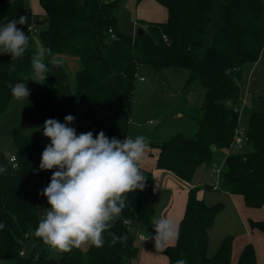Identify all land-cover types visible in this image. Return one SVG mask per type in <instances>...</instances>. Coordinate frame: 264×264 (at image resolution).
<instances>
[{"label":"trees","instance_id":"16d2710c","mask_svg":"<svg viewBox=\"0 0 264 264\" xmlns=\"http://www.w3.org/2000/svg\"><path fill=\"white\" fill-rule=\"evenodd\" d=\"M155 1L167 9V19L148 22L141 34H129L119 28L121 0H40L47 18L40 31L43 47L79 60L73 92L62 64L52 67L46 62L51 69L46 81H32L31 60L37 50L31 26L37 28L36 18L26 0H0V27L27 16V24H17V28L29 36L21 58L12 60L10 54H0V114L14 98L8 85L25 83L30 95L24 100L22 120L40 128L38 135L14 132L16 167L10 156L0 151V223L5 224L0 229V261L136 264L141 249L137 229L149 231L153 227L157 196L152 169L140 165L147 179L145 187L126 194V207L109 229L117 236L126 235L125 242L113 245L105 233L103 247L73 248L58 257L34 235L39 217L33 187L47 176V170H39L42 152L50 141L43 135L44 122L52 118L64 123L67 115L76 118L84 103L106 101L120 103L117 114L127 125V113L145 66L186 69L185 88L198 81L205 89L202 105L187 113L196 120V131L192 135L177 131L152 144L159 149L156 166L190 182L200 165L214 163L218 149H231L221 169V188L242 195L250 209L264 206V97L263 109L250 113L243 134L250 148L233 150L241 114V89L236 78L241 77L246 64L259 60L264 48V0ZM70 126L82 129V125ZM198 192V187L189 190L178 241L164 252L169 264L181 258L188 264H233L232 236L225 237L213 255L208 254L209 230L224 203L208 204ZM250 226L264 232V218L250 220ZM22 248L25 255L20 254ZM235 264H257L252 243L244 245Z\"/></svg>","mask_w":264,"mask_h":264},{"label":"clouds","instance_id":"9594fccd","mask_svg":"<svg viewBox=\"0 0 264 264\" xmlns=\"http://www.w3.org/2000/svg\"><path fill=\"white\" fill-rule=\"evenodd\" d=\"M17 24H27V16L0 27V54H10L12 60L21 58L29 43V36L18 29ZM50 53V49L40 48L32 56V81L41 84L46 81L51 69L45 57ZM50 64L57 67L62 61L53 57ZM8 86L15 99L28 100L27 84ZM74 120L72 115H67L64 123L52 118L44 122L43 135L50 144L43 150L39 165V170L55 171L50 183L39 193L46 197L50 207L39 220L34 235L62 253L84 245L103 247L105 233L111 237L113 245L125 242L126 235L117 236L109 229L126 207V194L142 191L147 180L140 169L148 147L147 137L109 139L102 130L95 137L92 131L78 135L70 126ZM152 226L157 252L164 253L178 241L179 224L175 219L161 216L152 221ZM4 227L5 224L0 223V229ZM175 264L188 262L181 258Z\"/></svg>","mask_w":264,"mask_h":264},{"label":"rangeland","instance_id":"374dc122","mask_svg":"<svg viewBox=\"0 0 264 264\" xmlns=\"http://www.w3.org/2000/svg\"><path fill=\"white\" fill-rule=\"evenodd\" d=\"M166 10L165 7L160 6ZM119 28L123 32L131 30L135 20L139 21L137 29H145L146 21L136 19L135 0H121L119 10ZM38 31L33 34L35 48L38 51L44 48L40 38V31L46 27V16H35ZM55 57L62 61L66 68L72 91H75V72L79 68V60L74 56L54 53L46 54L45 63ZM254 67V69H252ZM252 69V70H251ZM141 77L137 81L135 98L127 113L128 124H124L122 115H118L120 103L106 101H90L81 106L72 126L82 125L81 130H76L77 134L93 132L94 137L102 130L105 135L111 139H125L126 136L134 138L142 135L148 138V147L158 149L156 144L167 140L175 132L182 131L187 135H192L197 129V122L187 113L191 108L200 107L204 101V87L198 82L192 83L186 87V78L188 71L186 69H161L155 70L152 67L145 66L140 71ZM34 77V73H33ZM241 89V99L239 101L240 123L239 131L244 134L248 127L250 113L263 109L264 97V48L260 58L256 63H248L243 67L240 78H236ZM247 104V106H246ZM24 100L13 98L6 109L0 114V151L4 154H11L15 151L14 132L26 135L40 134V128L30 122L22 120ZM249 107V108H248ZM50 144V141H49ZM250 146L243 142L234 144L233 150H246ZM224 159H220L216 168L225 167ZM202 167V168H201ZM199 172H196L191 179L192 182L203 181L206 184H213L218 179V173L214 167L208 168L207 164L201 166ZM55 169L48 171L46 179L35 182L33 193L35 195L36 209L39 220L45 214L50 205L46 197L39 193L50 183V178ZM203 177V180L200 179ZM220 178V177H219ZM220 183V179H219ZM205 185L199 184L201 189H208ZM45 246H48L44 244ZM89 245L80 247V250H87ZM61 252L50 248V254L58 257ZM0 264H15L11 261H0Z\"/></svg>","mask_w":264,"mask_h":264},{"label":"crops","instance_id":"0c3cea01","mask_svg":"<svg viewBox=\"0 0 264 264\" xmlns=\"http://www.w3.org/2000/svg\"><path fill=\"white\" fill-rule=\"evenodd\" d=\"M26 2L34 16H44L40 0H26ZM160 6L163 5L155 0H142L140 2L135 0L136 19L146 21L145 27L148 22L165 21L168 17V11ZM138 23L139 21L135 20L133 28L125 33L135 34L138 31L136 27ZM72 58H74V63L77 65L75 60L78 58L76 57V59L75 56ZM240 100H242L241 97ZM231 151V149H218L214 163L208 165V168H216L215 166L219 160L225 159ZM12 154L14 152L6 155L11 156ZM158 154L159 149H150V147H147L144 158L140 161L141 166L152 169L153 171V186L157 196L153 220L161 216H166L175 219L180 224L185 213L189 190L192 187H198V195L204 198L208 204L217 202L224 203L223 209L218 213L214 225L209 230L208 254L213 255L222 240L227 236H232L234 238L232 252L233 264L236 263L240 251L247 243H252L255 247L257 264H264V232L252 229L250 226V220L264 218V206L259 209H250L245 205L242 195L233 194L222 189L221 174L217 176L218 179L213 184H206L203 181L187 182L181 180L170 171L156 166ZM202 165L195 171V176L196 172H199L202 168ZM200 179L203 180V177ZM201 183L205 185L204 187L208 186V189H201L199 187ZM216 184L219 185L218 189L213 188V185ZM154 231V227L149 231L137 229V236L145 235L146 238H149L147 240L146 238L142 240L138 239L141 244V249L135 260L136 264H169L168 256L165 253L157 252L155 248L153 237L156 233Z\"/></svg>","mask_w":264,"mask_h":264},{"label":"built area","instance_id":"2783aa9c","mask_svg":"<svg viewBox=\"0 0 264 264\" xmlns=\"http://www.w3.org/2000/svg\"><path fill=\"white\" fill-rule=\"evenodd\" d=\"M31 31L34 32V33H36L38 31V29L34 25V26H31ZM141 79L143 80L144 77H141ZM234 142L237 143V144H240V143L244 142V136H243V134L241 132L236 131L235 137H234ZM9 160L12 162V164H13L14 167L17 166V162H16L17 161V158H16V155L15 154H12L9 157ZM221 169H222L221 167L214 168V171H216L218 174H221ZM213 188L214 189H218L219 188V185L218 184L213 185ZM26 236H28V235H26ZM145 238H146L145 235H139L138 236V239H140V240L145 239ZM25 253H26V249L25 248H22L20 250V254L21 255H25Z\"/></svg>","mask_w":264,"mask_h":264},{"label":"water","instance_id":"95a60500","mask_svg":"<svg viewBox=\"0 0 264 264\" xmlns=\"http://www.w3.org/2000/svg\"><path fill=\"white\" fill-rule=\"evenodd\" d=\"M138 34H141L143 33V29L142 28H139L138 31H137Z\"/></svg>","mask_w":264,"mask_h":264}]
</instances>
